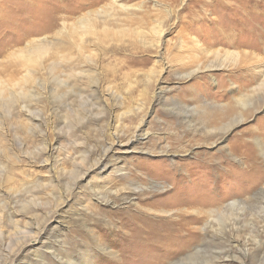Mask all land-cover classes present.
<instances>
[{
  "label": "rangeland",
  "instance_id": "rangeland-1",
  "mask_svg": "<svg viewBox=\"0 0 264 264\" xmlns=\"http://www.w3.org/2000/svg\"><path fill=\"white\" fill-rule=\"evenodd\" d=\"M263 240L264 0H0V264Z\"/></svg>",
  "mask_w": 264,
  "mask_h": 264
},
{
  "label": "bare ground",
  "instance_id": "bare-ground-1",
  "mask_svg": "<svg viewBox=\"0 0 264 264\" xmlns=\"http://www.w3.org/2000/svg\"><path fill=\"white\" fill-rule=\"evenodd\" d=\"M40 49H41V48H37V49L35 50V52H39V51H40ZM35 52H34V51H32V53H33V55H34V56L36 55V53H35ZM259 148H260V146H259ZM259 150H260V152H262L263 148H260ZM260 242H261V241H260ZM262 242H264V240H263ZM262 242H261V243H262ZM261 243H260V244H261ZM258 253H259V251L257 250L256 252H254V255H255V256H257V255H258ZM70 260H71V259H68V261H69V264H70ZM66 264H67V263H66Z\"/></svg>",
  "mask_w": 264,
  "mask_h": 264
}]
</instances>
